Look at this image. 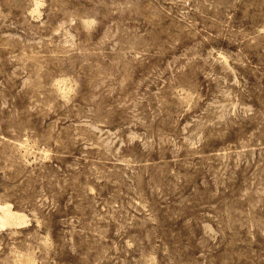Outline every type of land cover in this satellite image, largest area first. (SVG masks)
<instances>
[{"label":"rangeland","instance_id":"obj_1","mask_svg":"<svg viewBox=\"0 0 264 264\" xmlns=\"http://www.w3.org/2000/svg\"><path fill=\"white\" fill-rule=\"evenodd\" d=\"M8 202L0 264H264V0H0Z\"/></svg>","mask_w":264,"mask_h":264},{"label":"bare ground","instance_id":"obj_2","mask_svg":"<svg viewBox=\"0 0 264 264\" xmlns=\"http://www.w3.org/2000/svg\"><path fill=\"white\" fill-rule=\"evenodd\" d=\"M57 85H58L59 89H61L62 91L65 92L68 84L66 82V79L62 78V79L58 80ZM26 221H27L26 214H24L18 210H15L11 203H9V202L4 203V204L0 203V224L1 225H6V224H10V225L15 224L16 225V224L24 223ZM30 264H32V263L30 262Z\"/></svg>","mask_w":264,"mask_h":264}]
</instances>
